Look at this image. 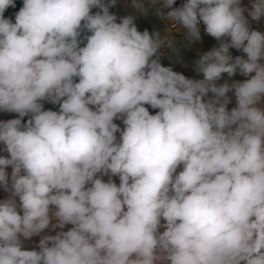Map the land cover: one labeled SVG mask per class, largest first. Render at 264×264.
Returning a JSON list of instances; mask_svg holds the SVG:
<instances>
[{
	"label": "clouds",
	"instance_id": "clouds-1",
	"mask_svg": "<svg viewBox=\"0 0 264 264\" xmlns=\"http://www.w3.org/2000/svg\"><path fill=\"white\" fill-rule=\"evenodd\" d=\"M148 4L189 45L201 24L218 41L202 79L164 66L175 36L118 22L116 0H23L14 22L0 0V111L17 114L0 121V264H264V0Z\"/></svg>",
	"mask_w": 264,
	"mask_h": 264
},
{
	"label": "crops",
	"instance_id": "crops-1",
	"mask_svg": "<svg viewBox=\"0 0 264 264\" xmlns=\"http://www.w3.org/2000/svg\"><path fill=\"white\" fill-rule=\"evenodd\" d=\"M125 0H120L119 5L124 3ZM127 8L124 6L123 8L125 10L122 9H118V10H110V12L114 13L117 18H118V22H119V18L124 17V16H128L131 15L134 17V22L138 28V30L140 31H144V30H148L150 33L153 31H159L161 33V35L164 34V29L158 25L157 21L154 20V18L149 14H144L143 12H141L140 10L132 7V0H128L127 2ZM259 23H256L255 26H252L251 24V28L258 30L259 28L262 29V31L264 32V17H262L259 21H257ZM201 29H202V38L200 41L194 42L192 44H190V49H191V54L190 55H186L184 56V54H179L176 55V57H168L166 55H162L161 56V63L164 66H171L173 68L174 71L176 72H180L182 74H184L186 77L188 78H193V79H202V74H198L194 69H195V65L194 62L197 60L195 59V53L193 52L192 49L195 48L198 45L199 42H201V47H200V51H201V55L209 50H211L213 47L218 46V41H216L214 38H212L211 36H208L207 34L203 33V25L201 24ZM231 54L235 57L238 55H245L244 53H242V51H237L236 49H230ZM247 79V77L244 76H240L239 72H237V74L234 77H228L227 74L223 75V78L218 82V83H223L224 81H228L229 83H231L233 80H245ZM231 97V103L228 105L229 109H231L232 107H235V98L232 95V93L228 94ZM43 103H48V102H43ZM150 110L152 111H157L154 109H151L149 107ZM0 121H5L4 118V114H9V119L13 116V113H7V112H2L0 111ZM0 147H2V145H0ZM0 155H7L5 154V152H0ZM182 170V168H178V171ZM5 197L3 194L0 195V200H3ZM40 237H33L32 240L34 241V243L30 240L24 241L23 242V246L25 249L27 250H32V249H36L37 245L36 243L39 242ZM31 241V243H30Z\"/></svg>",
	"mask_w": 264,
	"mask_h": 264
},
{
	"label": "rangeland",
	"instance_id": "rangeland-1",
	"mask_svg": "<svg viewBox=\"0 0 264 264\" xmlns=\"http://www.w3.org/2000/svg\"><path fill=\"white\" fill-rule=\"evenodd\" d=\"M119 2H120V0H116V5H115L114 7H112V8H110V10H114V9H115V10H118V9L125 10L123 7H124V6H125L126 8L128 7V6H127V2H128V0H125L124 3H122V4H120V5H119ZM183 2H184V1H183ZM183 2L175 4L174 7H179ZM144 3H145V6H146V7H149V11H148L147 13H149V14L154 18V20L157 21L158 25L161 26L164 30H165V27H166L167 32L170 33V34H172V35H174V36H175V39L178 41V43H177V45H176L177 48L179 49L178 53H176V54H170L169 52L165 51V52H164V55H166V56H168V57H174V58L176 57V55H179V54H184V56H186V55H190V54H191L190 45L188 44L187 40L184 38V36H183V31H179V32H178L176 29H174V28H172L171 26L165 24V22H162V21H161V20H160L155 14H154V9H152V8L149 6V4H148V0H144ZM250 3H251V0H242V6H244V7H248V6H250ZM157 6H159V5H157ZM165 11H167V10H165ZM9 18H11V19L13 20V22H14V14H13V12H11ZM256 23H259V22H257V21H252V22L250 23V26H251V24H252V26H255ZM262 29H263V28H262ZM262 29L259 28V31L263 32ZM200 47H201V42H199L198 45L196 46V49H197V50H195V48L192 49L193 52L195 53V56H196L195 59H198L199 56L201 55ZM240 76H241V75H240ZM241 81H243V80H241ZM0 113H1V112H0ZM14 114H15V113H13V115H14ZM4 118H5V121H6V120H9V114H4ZM115 123L119 124V125L121 126V128H123L122 121H120V120H116ZM117 136L119 137V134H118V133H117ZM5 154H7V153H5ZM7 171H8V173L10 174V173H11V168L9 167V168L7 169ZM103 179H104L105 181H107L108 177L105 176V177H103ZM113 180H114L117 184H119V178H118V177H113ZM1 194H3L4 197L6 198L7 193H5V192L3 191V189H0V195H1ZM69 227H71V226H70V225L66 226L64 230H67ZM160 231L162 232L163 229H160ZM43 234H55V233H54V232H51V233H50V232H48V230H46L45 233H43ZM31 241L34 243V241L32 240V238H31ZM31 241H30V243H31ZM36 244H38V243H36Z\"/></svg>",
	"mask_w": 264,
	"mask_h": 264
},
{
	"label": "trees",
	"instance_id": "trees-1",
	"mask_svg": "<svg viewBox=\"0 0 264 264\" xmlns=\"http://www.w3.org/2000/svg\"><path fill=\"white\" fill-rule=\"evenodd\" d=\"M184 0H176V4L177 3H181L183 2ZM22 4H23V0H15V7H9L5 13H4V16L5 18H9L10 17V14L11 12H13L14 14V18H15V13L19 11V9L22 7ZM95 11V9L93 10ZM58 105H53L51 103H44V109L45 110H53V111H58ZM149 111L152 113V114H155V111H152L149 109ZM13 118H17V114H14L10 119H13ZM28 119V117H25L24 118V121L26 122Z\"/></svg>",
	"mask_w": 264,
	"mask_h": 264
}]
</instances>
